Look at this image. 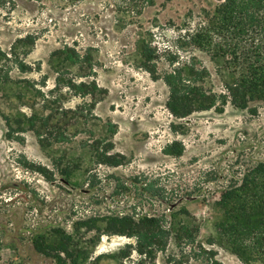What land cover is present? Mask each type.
Masks as SVG:
<instances>
[{
    "label": "rangeland",
    "instance_id": "374dc122",
    "mask_svg": "<svg viewBox=\"0 0 264 264\" xmlns=\"http://www.w3.org/2000/svg\"><path fill=\"white\" fill-rule=\"evenodd\" d=\"M204 1L155 0L122 24L100 0H0V264H264V226L227 217L264 187V104L175 119L137 51L156 49L158 77L203 65L222 89L187 37ZM124 216L158 218L165 248L139 254L111 227Z\"/></svg>",
    "mask_w": 264,
    "mask_h": 264
},
{
    "label": "trees",
    "instance_id": "16d2710c",
    "mask_svg": "<svg viewBox=\"0 0 264 264\" xmlns=\"http://www.w3.org/2000/svg\"><path fill=\"white\" fill-rule=\"evenodd\" d=\"M61 3L74 6L85 0H58ZM104 8H112L118 17L115 22L124 24L133 22L155 0H100ZM196 22L189 30L188 39L194 48L205 53L215 64V73L221 79L222 89L208 88L206 78L208 69L203 65L188 64L183 67H173L170 71L158 77L156 49L150 45H138L141 68L153 80L162 79L169 90L166 109L175 119H184L195 112L214 109L222 112L230 104L233 107L248 110L256 114V109L249 108L252 102L264 104V0H205L193 15ZM173 64V63H172ZM170 146L164 151L167 154ZM181 151L175 153L179 156ZM241 187L223 191L219 205H227L231 200L239 199L236 192ZM261 194L255 195L252 203H243L232 209L236 215L227 213L231 221L229 227L236 233L243 229L238 226L257 220L264 226V187ZM248 211V212H247ZM255 219H252L254 218ZM258 217V218H256ZM244 221L243 224L240 222ZM256 222V221H255ZM111 225L118 234L132 233L136 237L137 252L152 255L155 250L164 249L167 234L161 229L160 220L155 217H142L135 221L129 217L113 218ZM248 227V226H247ZM245 227V228H247ZM244 228V229H245ZM262 233H258L257 244L261 246ZM191 240L193 237L188 235ZM36 251L57 262L62 261V254L67 250L62 247H44L36 245Z\"/></svg>",
    "mask_w": 264,
    "mask_h": 264
}]
</instances>
